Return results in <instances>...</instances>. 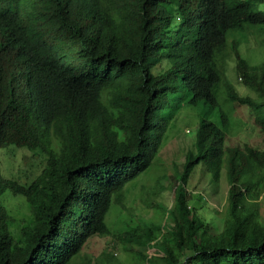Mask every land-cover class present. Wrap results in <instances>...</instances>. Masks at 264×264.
Returning a JSON list of instances; mask_svg holds the SVG:
<instances>
[{
  "label": "trees",
  "instance_id": "16d2710c",
  "mask_svg": "<svg viewBox=\"0 0 264 264\" xmlns=\"http://www.w3.org/2000/svg\"><path fill=\"white\" fill-rule=\"evenodd\" d=\"M251 34L258 64L240 49ZM233 57L258 98L227 78ZM220 94L250 106L264 130V0H0V149L45 159L30 182L0 169V264H70L90 238L109 234L122 190L153 165L182 107L201 101L219 122L200 119L177 176V209L126 240L144 264H264V150L226 145ZM199 165L212 185L228 178L222 224L190 204ZM8 191L26 198L31 219L15 221Z\"/></svg>",
  "mask_w": 264,
  "mask_h": 264
},
{
  "label": "rangeland",
  "instance_id": "374dc122",
  "mask_svg": "<svg viewBox=\"0 0 264 264\" xmlns=\"http://www.w3.org/2000/svg\"><path fill=\"white\" fill-rule=\"evenodd\" d=\"M240 49L251 63L258 64L262 60V49L254 35L251 34L250 41L243 43ZM167 64L168 61L164 59L157 66V71L164 72ZM227 78L235 84L239 93L258 98L256 92L243 84L236 71L234 57L227 63ZM211 112L212 107L205 101L199 102L196 107H182L166 131L153 165L122 190L124 206L114 202L107 215L110 233L90 238L70 264H144L135 253L137 247L130 248L131 244L126 240L127 231L137 224L162 219L164 208L177 209V176L183 168L186 155L195 147L200 119L205 117L219 122L217 112ZM219 113L227 132L228 147L252 146L264 150V130L256 121L250 106L228 105L220 94ZM52 144L57 150L56 137ZM34 152L16 147L0 149V169L3 175L22 182L32 181L45 165L44 157ZM228 189L226 174L218 185H212L204 165L197 166L187 186L190 204L198 208V214L206 219L214 218L220 224L227 215ZM2 201L17 223L32 218L26 198L14 196L8 191L2 196ZM260 214L264 220V195L260 198ZM144 249L149 255L156 252V248Z\"/></svg>",
  "mask_w": 264,
  "mask_h": 264
}]
</instances>
